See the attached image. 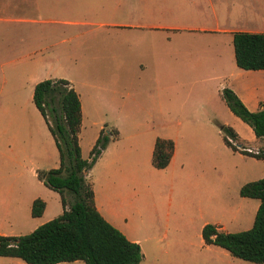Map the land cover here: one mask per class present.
I'll return each mask as SVG.
<instances>
[{"label":"crops","instance_id":"crops-1","mask_svg":"<svg viewBox=\"0 0 264 264\" xmlns=\"http://www.w3.org/2000/svg\"><path fill=\"white\" fill-rule=\"evenodd\" d=\"M84 1L97 4L105 13L129 17L131 22L114 24L134 32L106 35L114 48L106 52L103 64L100 63L99 79L86 84L88 88H106L98 100L85 92L81 96L71 83L80 103L77 137L81 156L84 150L88 155L103 128L97 123L91 137L84 141L81 124L89 103L96 109L97 102L104 114L115 118L154 113L175 120L174 129L162 135L153 133L151 143L145 142L139 130L119 134L114 128L116 139L108 142L84 173L91 183L96 210L127 240L138 245L142 254L138 264H237L227 250L204 243L201 229L205 224L223 232L248 229L259 204L256 198L240 196L238 190L242 184L264 177V161L231 150L223 143L220 127L228 126L234 131L237 148L257 150L260 142L252 129L228 109L220 90L230 88L249 111L260 108L264 68L244 70L236 66L232 35L264 33V0H0V66H6V54L19 51L24 78L30 81L33 92L34 85L45 78L38 75L43 66V55L37 47L42 33L40 24L45 20L40 16L42 7L79 5ZM11 8H19L24 16H6ZM12 22L22 24L9 25ZM11 40H16V44ZM131 54L147 55L150 70L145 74L134 71L129 65ZM83 70L87 74V66ZM7 86L6 102H10L18 97L9 94L10 82ZM146 87L154 91L143 98L139 94ZM123 89L130 92L125 94ZM30 98L33 107L28 106L32 107L29 147L27 152L15 156L18 164L25 160L31 163L27 178L30 184H42L36 177L37 170L57 167L58 153L32 93L25 97ZM18 127L29 131L24 120L19 121ZM156 138L173 142L169 161L161 169L150 161ZM12 142V137L6 136V144ZM12 161L7 156L6 164ZM30 184L21 180L0 193V235L18 236L6 233V225L10 227L19 220L27 222L26 217H32L31 202L41 196L34 193ZM165 189L166 206H173L177 215L188 211L192 216L186 223L166 222L157 234L160 225L156 216ZM44 203L40 217L47 208ZM48 209L58 215L62 206L59 209L51 205ZM51 218L49 215L34 227ZM169 226L174 232L171 241L166 234ZM5 259L6 264H26L17 257Z\"/></svg>","mask_w":264,"mask_h":264},{"label":"trees","instance_id":"trees-1","mask_svg":"<svg viewBox=\"0 0 264 264\" xmlns=\"http://www.w3.org/2000/svg\"><path fill=\"white\" fill-rule=\"evenodd\" d=\"M232 46L238 68H264V33L235 32ZM220 97L228 109L252 129L260 146L256 152L237 148L236 134L228 126L220 127L223 143L233 151L264 161V99L258 110L249 111L230 88H222ZM32 100L58 153L57 167L37 170L36 177L59 195L62 211L29 233L0 235V256L17 257L26 264L75 260L82 261V264H138L142 258L138 245L127 240L99 214L94 205L91 183L84 175L108 142L116 139L117 131L101 128L87 157L83 158L77 137L80 103L70 82L63 78L40 80L33 87ZM172 151L170 139L156 138L151 165L164 168ZM238 193L259 200L251 226L237 232H223L212 224H205L201 229L202 239L206 244L227 250L234 257L264 264V177L242 184ZM66 194L70 195V201H67ZM44 205L42 199H33L30 215L40 216Z\"/></svg>","mask_w":264,"mask_h":264},{"label":"rangeland","instance_id":"rangeland-1","mask_svg":"<svg viewBox=\"0 0 264 264\" xmlns=\"http://www.w3.org/2000/svg\"><path fill=\"white\" fill-rule=\"evenodd\" d=\"M41 10L40 16L45 20L40 24L42 33L40 40L37 42V47L41 49L43 55V66L41 71L38 72V75L45 77L44 79L54 77L66 79L70 81V84H75L81 96L85 92L87 94H92L93 99L98 100L100 94L106 92V88L100 89L98 86L88 88L86 84L89 80L93 81L95 78L99 79L100 63L103 64L106 52L114 48V46H111L112 41H109L106 35H115V33L118 32L126 34L125 32L127 30H129L128 32L131 34L126 35H132L134 32L133 29L121 28L119 24H114L124 21L131 22L132 20L129 17L124 18L115 13H105L99 9L97 4L91 1H84L79 5L45 6L42 7ZM22 13L23 11H20L19 8H11L6 13V16L23 17L24 14ZM47 18H51V20H47ZM20 24L22 23L12 22L9 25L18 26ZM11 42L16 44V40H11ZM137 47L140 48L139 44H137ZM20 59L19 51L6 54V66H0V193L7 191L9 187L15 186L17 182L21 180H23V182H29L30 184V180L27 178L31 163L25 160L22 164H18L16 163L17 159L15 156L27 152L29 147L27 142L32 134L30 110H32L33 104L31 103V98L30 100L25 99V97H31L32 88L30 81L24 78L23 64ZM148 59L149 57L147 55L136 56L131 54L129 56V65L134 71L145 74L150 70L147 65ZM85 66H87L88 69L87 74H84L83 68ZM100 78L102 79L101 76ZM8 82L11 83V92L9 94L18 97L10 102H6V94L9 90V86H7ZM153 91L154 90H151V88L146 87L139 95L143 98H148V94H152ZM122 92L126 94L129 93L130 90L127 89L126 91L123 89ZM123 93L122 95H124ZM29 105L32 107H28ZM87 109L88 114H85L86 117H83L81 124V131L83 132V136H85L84 141H88L91 137L90 132L95 129L97 123L103 126L105 131L116 128L119 130V134L128 133L131 129L139 130L145 142L147 140L149 143H151V136L153 133H155V135H162L169 129L175 128V120L164 117L162 114L152 113L150 115L145 114V116L139 114L140 116H137V118H115L112 116L113 114H104L102 110L98 108L97 102L96 109L92 108V103H89ZM21 120L26 122L29 130L28 132L19 129L18 123ZM6 136L12 137L13 142L11 144H6ZM7 156L13 158V161L9 164H6ZM86 156L87 152L84 150L82 157ZM235 158L236 160H240L239 158L241 157ZM242 160L245 159L242 158ZM34 180L37 179L35 178ZM31 184L34 193L40 195V198L47 202L46 211L41 217L27 216V222L19 220L10 227L6 225V233H14L16 235L29 233L37 227H34V225L38 221L47 218L49 215H52V218L57 216V214L50 213L48 208L51 205H55L57 208L61 209L59 195L55 191L48 189L40 183L34 182ZM166 195L167 190L165 189L159 213L157 212L156 216L158 225H160V230L157 231V234L162 231L164 228L163 225L166 222H168L169 225H174L175 222L186 223L188 222V218L192 216L188 211L182 215H177L173 206L167 207ZM65 197L67 201H70L71 197L69 194H66ZM154 232L155 231H153V233ZM166 234L168 236L167 240L171 241L174 239L172 237L174 232L170 230V226L167 228ZM185 234H191V232L185 231ZM186 238L189 239L188 236ZM5 258L6 256H0V264H6ZM234 262L237 264H256L236 257L234 258ZM58 264L82 263L80 260H77L75 262H63Z\"/></svg>","mask_w":264,"mask_h":264},{"label":"built area","instance_id":"built-area-1","mask_svg":"<svg viewBox=\"0 0 264 264\" xmlns=\"http://www.w3.org/2000/svg\"><path fill=\"white\" fill-rule=\"evenodd\" d=\"M246 151H252V152H256L257 150H251V149H246L244 148Z\"/></svg>","mask_w":264,"mask_h":264}]
</instances>
